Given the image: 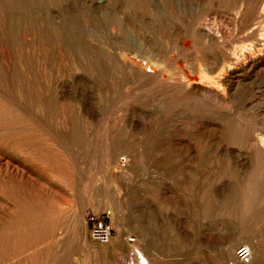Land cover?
I'll return each mask as SVG.
<instances>
[{"label": "rangeland", "instance_id": "1", "mask_svg": "<svg viewBox=\"0 0 264 264\" xmlns=\"http://www.w3.org/2000/svg\"><path fill=\"white\" fill-rule=\"evenodd\" d=\"M0 80V264H264V0H0Z\"/></svg>", "mask_w": 264, "mask_h": 264}, {"label": "built area", "instance_id": "2", "mask_svg": "<svg viewBox=\"0 0 264 264\" xmlns=\"http://www.w3.org/2000/svg\"><path fill=\"white\" fill-rule=\"evenodd\" d=\"M109 214L104 213L103 217L90 215L88 217V222L90 223V238L93 242L97 244H108L111 240L112 228L108 222ZM107 219V221H106ZM133 242V238L129 239ZM237 256L240 262L247 264L251 259L250 252L247 247L240 248L237 251Z\"/></svg>", "mask_w": 264, "mask_h": 264}, {"label": "bare ground", "instance_id": "3", "mask_svg": "<svg viewBox=\"0 0 264 264\" xmlns=\"http://www.w3.org/2000/svg\"><path fill=\"white\" fill-rule=\"evenodd\" d=\"M1 88H2V85H1V80H0V95H1ZM14 94L16 95V92H14ZM130 251H133V253L134 252H137V253L139 252L138 249H137V246H135V245L130 249ZM250 255H251V253H250Z\"/></svg>", "mask_w": 264, "mask_h": 264}]
</instances>
